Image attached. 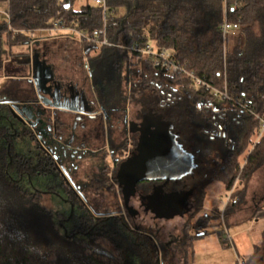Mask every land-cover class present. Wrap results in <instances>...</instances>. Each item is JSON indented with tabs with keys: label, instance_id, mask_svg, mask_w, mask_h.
Instances as JSON below:
<instances>
[{
	"label": "trees",
	"instance_id": "trees-1",
	"mask_svg": "<svg viewBox=\"0 0 264 264\" xmlns=\"http://www.w3.org/2000/svg\"><path fill=\"white\" fill-rule=\"evenodd\" d=\"M227 2L225 12L224 0H106L105 7L93 0H0L7 3L0 12V74L21 54L16 46L33 44L51 58V45L38 43L31 31L70 24L83 34L67 39L78 44L84 67L76 84L95 104L92 112L44 106L32 80L26 92L14 86L16 78L0 88L6 109L19 102L40 108L36 119L0 124V264H161L157 240L139 227L157 184L191 197L187 211L175 216L180 234L167 242L177 241L184 264H192L195 240L222 217L218 208L202 214L211 187L225 185L230 209L244 202L247 184L264 166V134L257 140L264 117V0ZM225 18L239 25L226 38ZM150 43L173 51L178 67L128 48ZM207 84L228 97L220 99ZM149 114L169 124L195 166L179 179L137 180L141 191L128 200L117 174L138 145L139 132L129 125ZM238 181L242 189L235 188ZM254 214L264 218V208ZM218 234L225 246L224 230ZM259 251L256 245L241 264H256Z\"/></svg>",
	"mask_w": 264,
	"mask_h": 264
},
{
	"label": "rangeland",
	"instance_id": "rangeland-1",
	"mask_svg": "<svg viewBox=\"0 0 264 264\" xmlns=\"http://www.w3.org/2000/svg\"><path fill=\"white\" fill-rule=\"evenodd\" d=\"M6 8L7 3H0L2 14H5ZM68 31L69 38L78 39V34L75 31ZM64 35H55L58 37L50 39L48 43L53 51L51 60L54 61L56 69L55 71L51 67L52 74L54 75L56 72L55 79H59L60 83L68 84L78 81L77 76H83L84 67L78 65L81 63L78 44L67 43L68 38ZM46 43L42 39L41 44L45 45ZM42 48L44 46H41V50ZM36 49L37 46L33 44L13 48L15 53L21 54L13 56L12 60L6 63L3 73L0 74V88L9 79L16 78L18 80L15 79L14 86H24L20 90L22 92L29 91L26 85L33 79L27 71L30 66H33L32 59ZM26 65L29 67L25 68ZM82 97L73 98V101L77 100V102L74 104L76 107L71 109L81 107L79 110L85 111L87 97L85 94H82ZM2 103L0 100V124L2 125L17 126L24 120L36 119L40 115V108L33 102L16 103L11 110L6 109ZM40 104L48 105L44 101ZM129 128L139 132L138 145L132 155L122 161L118 170V179L124 190L120 194L122 198L129 200L137 188H139L138 191H141L140 183L137 180L179 179L192 172L195 158L193 154L181 149L170 132L167 122L158 116L149 114L140 124L133 122ZM112 166L110 160V167ZM244 185L238 181L235 188L242 189ZM152 191L153 194L150 196L149 202H145L147 211H151V213L147 215L148 217L141 218L139 227L157 240L161 251V264H170L168 262L170 257L173 258L171 264H184L183 252L179 249V243L176 241V245L168 246L167 241L175 239L180 234L179 225L181 222L175 216L183 215L187 211L191 197L186 192L165 193L160 184L155 185ZM260 194L263 196L262 198ZM230 195L231 192L220 182L211 187L202 214L211 213L214 208H218L222 217L217 221L216 226L209 228L208 234L195 240L192 264H241L252 254H255L256 245H260V251L255 259L256 264H264V218L258 220L254 214L257 208H264V166L257 170L252 181L247 184L244 202L227 209ZM137 200L135 199L133 202L139 206V200ZM162 218L172 220L165 221ZM220 229L224 230L225 246L219 238L218 230Z\"/></svg>",
	"mask_w": 264,
	"mask_h": 264
},
{
	"label": "built area",
	"instance_id": "built-area-1",
	"mask_svg": "<svg viewBox=\"0 0 264 264\" xmlns=\"http://www.w3.org/2000/svg\"><path fill=\"white\" fill-rule=\"evenodd\" d=\"M95 2V4L98 5H102L105 7L106 4V0H93ZM239 5L238 1H233V7H237ZM229 6V3L227 2V0H224V10L225 12L227 11ZM64 28V27H68L70 31H75L78 36H83V34L76 30L75 28H73L70 24H62L61 22L57 23L54 27V29L56 28ZM239 28L238 23H233L231 21H229L227 18H225L222 26H221V31L223 34V37L226 38L228 34H230L231 32L235 31L236 29ZM39 31H43L41 29H37V30H33L31 31V35H34L36 32ZM131 50L134 51H142L146 54H150V55H154L156 57L157 63L162 64L164 67H167L171 70H173V68H177L178 66L176 65V62L173 59L174 53L173 51H166V50H158L153 44H147L145 47H141L138 44L132 45L128 47ZM190 75L192 76L194 82L196 83L197 86L200 85L201 80L197 79L192 73H190ZM207 88H210L212 90V92L217 95L220 99H224L228 97V93L227 91H221L219 89H217L214 86L208 85L207 84ZM262 134H264V117L261 118V127H260V131H259V135L257 137V140L262 136ZM230 198V197H229Z\"/></svg>",
	"mask_w": 264,
	"mask_h": 264
},
{
	"label": "water",
	"instance_id": "water-1",
	"mask_svg": "<svg viewBox=\"0 0 264 264\" xmlns=\"http://www.w3.org/2000/svg\"><path fill=\"white\" fill-rule=\"evenodd\" d=\"M32 65L34 67L33 80L39 91L42 92L40 93V98H42L44 102L60 108L64 106L60 103V101L70 102L72 97L71 98L69 96L63 97L62 92H60L58 88L54 89L51 85H49L53 79L52 70L50 66L46 65V63L41 60V56L39 53L34 54ZM46 87L47 90L45 89ZM13 110L15 111L14 108Z\"/></svg>",
	"mask_w": 264,
	"mask_h": 264
},
{
	"label": "crops",
	"instance_id": "crops-1",
	"mask_svg": "<svg viewBox=\"0 0 264 264\" xmlns=\"http://www.w3.org/2000/svg\"><path fill=\"white\" fill-rule=\"evenodd\" d=\"M69 30V28L67 27H64V28H56V29H53V30H51V31H48V30H45V31H40V32H38V33H35V37H36V39H38V43H39V41H41V43H42V39L43 40H45V42H47L46 44H50V43H48V41L50 40V39H55V38H57L58 36H55V35H64V34H66V35H64V36H67V38H69L68 37V31ZM38 34V35H37ZM79 37V36H78ZM69 39H71V38H69ZM38 49H36L35 51H34V54L35 53H38ZM40 56H41V60L42 61H44L45 63H46V65H48V66H50V67H53L54 68V61H52L51 60V58L50 57H48V55L46 56V54L45 53H41L40 54ZM51 61V62H50ZM53 63V64H52ZM32 64H33V59H32ZM28 68L29 67V65H26L25 66V68ZM29 69H31V70H29ZM29 69H28V73H30L31 74V78L33 79V75H34V73H33V71H34V67L32 66H30L29 67ZM55 69V68H54ZM52 70V69H51ZM55 71H56V69H55ZM55 77H56V72H55V74L53 75V79H55ZM57 80H59V79H57ZM33 82H34V80H33ZM77 82V81H76ZM76 82H73L72 84L73 85H75V87H77L79 90H80V88H79V85L78 84H76ZM34 84H35V82H34ZM69 84V83H68ZM67 84V85H68ZM66 85V84H65ZM35 89H36V91L38 92V94L40 95V93H42L41 91H39V89L37 88V86H36V84H35ZM82 91V90H81ZM82 94H85L86 95V92L83 90L82 92H81V95ZM86 97H87V101H86V104H85V111L86 112H92L93 110H94V108H95V104L94 103H92V102H90V99H89V97H88V95H86ZM81 98H83V97H81ZM42 101H44L43 99H41ZM48 104V103H47ZM52 106L51 104H48L47 106ZM52 107H55V106H52ZM63 108H65L66 106L64 105V106H62ZM73 110H75V109H73ZM252 181V180H251ZM250 181V182H251ZM263 193V192H262ZM260 197L262 198L263 196L260 194ZM191 201H189V203H190ZM190 205V204H189ZM259 220V219H258ZM181 225V224H180ZM179 225V227H181ZM255 248H256V246H255ZM255 250V249H254ZM253 255V254H252ZM251 255V256H252Z\"/></svg>",
	"mask_w": 264,
	"mask_h": 264
},
{
	"label": "flooded vegetation",
	"instance_id": "flooded-vegetation-1",
	"mask_svg": "<svg viewBox=\"0 0 264 264\" xmlns=\"http://www.w3.org/2000/svg\"><path fill=\"white\" fill-rule=\"evenodd\" d=\"M49 85H51L54 89L58 88L60 90V92H62L63 97H65V96H69L70 98L72 97L70 102H64V101L62 102V101H60V103L62 105H65L66 107H68L70 109L76 107L74 104H75V102H77V100L73 101V98H75L76 96H78V98L82 97V95H81L82 91L79 90L77 87H75V85H73L72 83H69L68 85L67 84L65 85L63 83H60V81H58L56 79H53L52 82ZM45 89L47 90V87ZM72 105H74V106H72ZM79 109H81V107Z\"/></svg>",
	"mask_w": 264,
	"mask_h": 264
}]
</instances>
